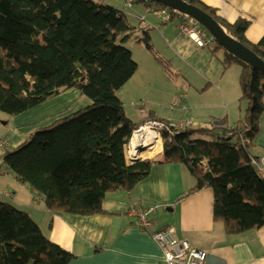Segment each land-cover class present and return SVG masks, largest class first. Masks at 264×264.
<instances>
[{
	"label": "trees",
	"instance_id": "1",
	"mask_svg": "<svg viewBox=\"0 0 264 264\" xmlns=\"http://www.w3.org/2000/svg\"><path fill=\"white\" fill-rule=\"evenodd\" d=\"M182 1L204 11L228 37L264 62V36L250 44L245 38L248 20L229 24L200 0ZM155 5L169 11L168 21L178 17L197 24ZM131 35L125 14L100 1L0 0V112L17 116L70 89L88 100L2 153L6 171L34 189L48 212L92 216L104 213L102 202L108 193L130 192L153 166L180 164L194 179L191 192L213 191L212 219L227 235L263 226L264 177L251 163L250 151L264 113V74L224 52V70L234 63L240 66L245 111L234 127L243 130L242 142L233 136L202 139L208 129L162 131L159 159L128 164L125 147L133 132L149 121L168 123L153 112L131 121L117 96L138 69L123 45ZM140 43L153 54L148 34ZM218 49L222 48L215 42L212 52ZM219 124L227 130L223 120ZM74 259L27 213L0 202V264H70Z\"/></svg>",
	"mask_w": 264,
	"mask_h": 264
},
{
	"label": "crops",
	"instance_id": "2",
	"mask_svg": "<svg viewBox=\"0 0 264 264\" xmlns=\"http://www.w3.org/2000/svg\"><path fill=\"white\" fill-rule=\"evenodd\" d=\"M100 2L117 9L109 3L110 0ZM200 2L215 10L217 17L229 24L235 23L239 18L248 20L249 27L245 38L250 44H256L264 36V0H200ZM137 4L146 7L142 2L134 5ZM175 19L180 20L178 17L172 20ZM162 31L165 35L161 34V37L167 40L166 43L171 42L173 46L174 55L167 59L171 66V74L182 77V84L188 85L190 93L194 95L211 93V97L215 95L220 99L221 113L215 116H211L210 113L205 114L202 108L214 109L217 105L206 107L201 103H194V108L198 110L195 112L196 116H207V119L189 120L190 128L208 129L207 140H214L217 132L212 130L213 123H220L223 120L230 128L241 120L230 115V109L235 108L240 100L238 83L240 66L234 63L224 70L222 62L214 56H209L208 62L201 63L198 60L199 55H208L204 48L197 47L186 37L177 38L170 35L168 30ZM212 50L213 45L210 48L211 52ZM214 61L221 72L219 69L217 71L210 69V64ZM184 64H188L189 69H186ZM186 72L200 80L203 79L206 84L201 81L202 85L196 86L192 80L189 83L186 80ZM136 73L125 85L135 77ZM79 99L81 96L75 89L67 90L49 99L44 103L49 105L52 113L48 116L49 119L46 118L47 116H42L44 120H38V123L41 122V126H46L53 121V118L82 108L86 102L79 103ZM185 100L184 95L182 103L186 106ZM147 116L148 113L140 116L138 120H130L136 123ZM163 120L180 121L164 118ZM14 122V132L8 136V140L0 139V143L8 144L7 147L0 149V155L24 143L31 134L35 121L31 124L26 120H14ZM196 123L203 125L197 128L194 126ZM160 144L162 149V143ZM250 153L260 163L262 169L259 175L264 177V113L259 119V132ZM161 155L162 150L158 156L146 159H159ZM0 168L5 169L3 164H0ZM194 186V179L184 166L156 165L130 192L117 190L108 193L102 202L103 214L77 216L48 212L43 202L35 201L37 193L34 189L20 183L13 173L7 172L0 175V202L27 213L49 240L75 256L70 264H165L161 249L152 239L151 234L166 228L174 230L177 240L187 241L192 248L204 251L206 253L204 264H264V225L241 234L227 235L223 225L212 219L213 191L205 188L191 192ZM150 207H157L156 212L149 216L152 227L149 230L140 229L133 216L134 211L148 210Z\"/></svg>",
	"mask_w": 264,
	"mask_h": 264
},
{
	"label": "rangeland",
	"instance_id": "3",
	"mask_svg": "<svg viewBox=\"0 0 264 264\" xmlns=\"http://www.w3.org/2000/svg\"><path fill=\"white\" fill-rule=\"evenodd\" d=\"M110 1L111 2L109 3L116 6L119 11H126L125 17L127 18L129 26L132 27V35L131 39L123 45L131 51L133 60L138 66L135 77L122 89H119V92L117 91V96L123 102L126 116L131 120H138L140 118V115L135 110L136 104H141L145 114L153 112L156 116H160L159 118L162 117L161 119L206 120L207 116H196L197 114L195 112L198 110L194 108V103H201L206 107L213 104L217 105L214 109L202 108V111L205 114L210 113V115L212 114L211 116H215L217 113H221L222 110L219 108L221 102L215 95L212 97L210 96L211 93L194 95L188 91V85L186 83L182 84V77H178L176 74H171V66L168 64L169 62L167 59H170L174 55L173 46L171 45V42L166 43L167 40L162 38L161 34L165 35L162 31L165 29L170 32V35L180 38L176 33L179 20L175 19L167 22L157 12L149 11L146 7H142L139 4L133 5L130 9H125L123 0ZM165 26L167 27L164 28ZM145 34H148L150 38V45L152 46L154 55L146 50L145 46L140 43L143 37H145ZM210 48L211 47L204 48L208 55H205L206 57L204 55H199L198 60L201 63H206L209 60V56H214V58H218L220 62H222L224 56L223 50L218 49L216 52L212 53ZM154 57L158 58L159 65L155 61ZM215 62L216 61L210 64V69L212 71H217V69L220 70ZM184 65L186 69H189L188 64ZM186 80L189 83L192 80L193 84L196 86H201V81L203 84H206L203 79L200 80L194 75H189L188 72H186ZM179 94L186 96V109L189 112L186 116H184V113L180 111L178 107H175L174 110H170V105L172 104L174 98ZM85 102L87 103L88 100L84 97L79 99V103ZM50 109L51 108H49L48 104L43 103L13 117L0 112V139L2 141H7L8 136L14 132V120H26L28 124L35 121L33 124L34 126L31 129L33 132L41 126V122L38 123V120H44V118H41L42 116H47L46 118H48V116L52 113ZM244 111L245 103L239 100L236 103V107L230 109V115L232 117H238V119H243ZM39 117L41 119H39ZM202 125L203 124L200 123L194 124L197 128ZM202 139L207 140L208 136L204 135L202 136ZM0 164H2L1 160ZM36 202L41 203L38 201Z\"/></svg>",
	"mask_w": 264,
	"mask_h": 264
},
{
	"label": "built area",
	"instance_id": "4",
	"mask_svg": "<svg viewBox=\"0 0 264 264\" xmlns=\"http://www.w3.org/2000/svg\"><path fill=\"white\" fill-rule=\"evenodd\" d=\"M125 9H130L136 3L142 2L146 5L149 11L157 12L160 16L163 17L165 21L169 19V11L163 10L160 7L156 6L155 3H152L148 0H123ZM126 14L124 10L122 12ZM179 20V19H178ZM176 33L179 37H186L192 41L199 48H207L214 45L215 41L213 37L200 25L198 24H188L179 20V24L176 28ZM184 95L179 94L174 98L172 104L170 105V110H174L175 107H179L184 114H187V109L182 100ZM136 112L143 116L145 114L144 109L141 104L135 105ZM191 125L189 120H180L178 122H158V121H149L140 126L132 134V137L125 147V159L128 164L133 162L135 157L130 156L132 150L131 141L133 137L141 138L143 127H148L150 130L154 131L158 137H160V132L165 131L168 134H179L182 133L186 128ZM225 127L219 123H213L212 129H215L217 132L214 138L218 137H229L233 136L234 140L238 139L240 142L243 141V130L235 127ZM235 129V130H234ZM6 142L0 143V149L7 147ZM143 146H137L135 150L138 152L143 151ZM251 163L257 168L258 172L261 171L260 163L256 159H252ZM7 171L3 168H0V175L6 174ZM35 201L43 202L42 197L36 194ZM157 207H150L148 210H136L134 211V218L137 226L143 230H149L152 227V223L149 220L150 214L156 212ZM152 239L158 244L162 252V259L165 264H204L206 260V253L204 251L192 248L187 241L177 240L174 236V230L172 228H166L164 230L155 231L151 234Z\"/></svg>",
	"mask_w": 264,
	"mask_h": 264
},
{
	"label": "water",
	"instance_id": "5",
	"mask_svg": "<svg viewBox=\"0 0 264 264\" xmlns=\"http://www.w3.org/2000/svg\"><path fill=\"white\" fill-rule=\"evenodd\" d=\"M159 4L167 9L189 17L198 25L204 28L214 39V41L227 53L233 55L238 60L248 64L250 67L264 74V62L261 61L252 51L241 43L228 37L219 25L201 9L187 4L182 0H148ZM146 158L133 159L131 164L142 161Z\"/></svg>",
	"mask_w": 264,
	"mask_h": 264
},
{
	"label": "bare ground",
	"instance_id": "6",
	"mask_svg": "<svg viewBox=\"0 0 264 264\" xmlns=\"http://www.w3.org/2000/svg\"><path fill=\"white\" fill-rule=\"evenodd\" d=\"M143 131L142 137L136 138L133 137L131 144L132 150L129 153L130 156L135 157L136 159L139 158H154L161 153V138L158 135L150 130L147 126L141 129ZM142 145L143 151L138 152L136 149L137 146Z\"/></svg>",
	"mask_w": 264,
	"mask_h": 264
}]
</instances>
